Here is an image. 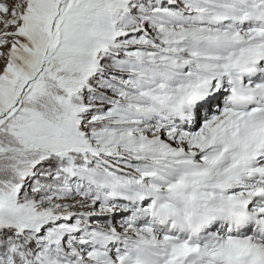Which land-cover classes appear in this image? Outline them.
I'll use <instances>...</instances> for the list:
<instances>
[{"label":"snow or ice","instance_id":"6c2138e0","mask_svg":"<svg viewBox=\"0 0 264 264\" xmlns=\"http://www.w3.org/2000/svg\"><path fill=\"white\" fill-rule=\"evenodd\" d=\"M0 264H264V0H0Z\"/></svg>","mask_w":264,"mask_h":264}]
</instances>
